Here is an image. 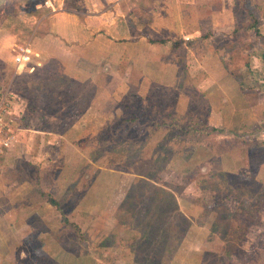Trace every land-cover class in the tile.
I'll list each match as a JSON object with an SVG mask.
<instances>
[{"label":"rangeland","instance_id":"1","mask_svg":"<svg viewBox=\"0 0 264 264\" xmlns=\"http://www.w3.org/2000/svg\"><path fill=\"white\" fill-rule=\"evenodd\" d=\"M11 1L0 7V25L7 32L24 27L19 42H26L35 11L22 6L23 0ZM47 24L37 29L38 35ZM236 31H240L238 38L232 36L233 28L220 30L223 38L214 39L218 47L200 63L192 55L185 57L192 74L187 78L201 82H197L201 96L175 83L169 88L133 87L123 95L124 80L114 88L113 80L105 79L101 88L93 83L67 102L56 103L54 98L65 97L61 78L46 74L30 78L25 71L15 76L16 65L0 63V93L8 91L13 97V90L19 89L31 99L42 98L36 104L23 103L22 114L25 107L59 112L61 119L46 126L68 134L63 143L61 137L49 136L56 145L48 150L40 137L29 139L26 133L28 153L19 160L8 159L9 165L0 160V217L10 224L15 240L22 238L23 217L32 212L24 198L38 207L34 208L37 232L28 234L18 247L9 245V231L3 236L7 241L0 240V264H148L151 257L154 264H246L255 251H264V23L258 28L245 24ZM205 65L211 70H204ZM187 70H181V80ZM32 82L36 95L25 89ZM140 101L167 124L150 138L155 148L152 161L148 153L143 155L154 174L148 181L171 190L173 196L150 216L144 205L133 209L138 212L135 219L122 214L129 222L121 224L114 215L110 221L109 212L126 190L122 184L129 185L132 176L134 181L145 176L146 167L133 170L141 148L135 139L118 142L117 131L144 130L137 122L123 123V118L137 112ZM194 101L196 108H191ZM15 108L14 102L8 116L16 135L12 146L19 128H29L19 121ZM198 123L206 125L194 132ZM211 174L213 179L206 180ZM16 208L20 211L15 216ZM245 210L252 212V218L243 215ZM144 231L152 234L142 245ZM163 244L168 245L164 256ZM22 250L26 254L20 260Z\"/></svg>","mask_w":264,"mask_h":264},{"label":"crops","instance_id":"2","mask_svg":"<svg viewBox=\"0 0 264 264\" xmlns=\"http://www.w3.org/2000/svg\"><path fill=\"white\" fill-rule=\"evenodd\" d=\"M7 2L12 1L0 0V7ZM22 6L31 8L28 11H36L31 13L34 19L30 22L31 34L27 41H30L33 49L40 53L43 61L42 66L33 74L27 71L25 73H29L30 78L40 77L42 74L61 78L65 97L54 98L53 101L56 103L67 102V98L87 85L94 83L93 86L101 88L105 79L113 80L114 88H120L124 80L127 87L123 95L125 92L129 93L130 88H142L144 85L150 88L154 86L169 88L175 83L178 87L181 70H187L185 64L187 56H194L193 61L198 63L204 59V56L208 58L215 46L218 47L214 39L223 38L220 36L222 34L220 30L228 31L233 28L232 36L236 34L238 38L240 37V31H236L238 27L252 24L258 28L264 23V0H23ZM37 12L40 13V17L35 15ZM45 22L48 23L47 29L45 28V31L38 35L37 29ZM23 29L25 28L17 27L16 31L7 32L0 25L2 65L5 63L9 67L15 66L11 48L20 40ZM51 39L55 43H52ZM203 69L211 70L208 65L203 66ZM21 72L24 73L15 70L14 75H21ZM189 74L192 76L187 70L186 76ZM183 81L204 95L198 87L201 83L199 80L186 77ZM33 83L27 84L25 89L30 94L36 95L33 91ZM20 92L19 89L13 90V105L15 102V113L19 116V121L29 128L24 131L19 128L15 145L0 154V160L3 159L5 165H9L8 159L14 161L22 159L23 153H28L30 150L26 133L30 135L29 139L34 135L40 137L43 147H47L45 149L48 150L56 145V140H50L49 136L51 139L52 136L61 137L62 143L64 136H68L66 131L58 133L50 129L49 125L46 126L47 122L61 119L59 112L54 115L38 109L28 111L25 107L22 114L23 103L36 104L35 102H41L42 98L31 99ZM115 92L116 90L113 89L110 94L113 95ZM61 110H64L63 107L58 111ZM94 110L98 115L101 113L97 108ZM24 156L29 155L24 154ZM221 160L222 158L220 162ZM128 177L125 175L123 178ZM130 178L129 185L123 181L125 183L122 185L125 184L127 187L117 200L114 213L109 212L110 221L114 220L115 212L134 182V177ZM20 196L24 198L26 195ZM24 199L26 200L24 203L32 212L24 216V221L21 222L22 238L15 240L10 224L5 217H0V240L6 242L7 238L3 236L7 237L9 231L11 240L9 245L13 247L20 246L21 241L28 234L37 232L38 212L34 208L38 207L30 202L29 197L26 196ZM19 211L16 208L15 216ZM34 215L35 220L32 217ZM7 225L9 230L6 229ZM22 253L24 254L18 256L20 260L26 254L24 250Z\"/></svg>","mask_w":264,"mask_h":264},{"label":"trees","instance_id":"3","mask_svg":"<svg viewBox=\"0 0 264 264\" xmlns=\"http://www.w3.org/2000/svg\"><path fill=\"white\" fill-rule=\"evenodd\" d=\"M34 13H36V11ZM37 14H39V12H37ZM186 77L187 76L184 75V79ZM179 83H180L178 85L179 87H181V88L185 87V89L190 88L194 92V95L201 96L200 92H198L196 88L189 85L188 83H185L183 81V79ZM156 93H158V90ZM196 103H197L196 101L192 102V105H194L195 107L191 106V108H196ZM189 105H191V104H189ZM136 108H137V112L135 114H132L131 118H129V119L123 118V123L128 126V125H131V124H134L135 122H137V124L144 126V130L142 132H138L134 128H130L131 130H129V131H126L124 129L119 130V131H117V138H118V142H121V143H125V142L129 143L130 141H132V139H135V142L138 146H140L141 151H140V154L138 155V160L136 162H133L132 168L135 171L138 168L140 170L141 169L143 170L146 167V171H145V173L143 172L145 176H143V175L138 176L135 179L130 190L128 191L127 195L125 196V199L123 200L122 204L120 205L118 211L115 214V218H117L121 224H126L129 222L126 220L127 218L122 217V214L127 212L128 214L131 215L132 219H135L134 217L138 216V214H137L138 212L136 210H133V209H137V207L144 205L145 206L144 211L146 212V215L150 216L155 211H157L159 208H161L168 201V199L173 196L171 190L156 186L155 184H152L151 182L148 181L149 178L154 176V174H151L150 170H148V167L145 163L146 160L143 157V155H147V153H148V159H150L152 161L153 154L155 152V148L153 147L152 143L150 142V138L152 137L153 133H156L159 129H162L161 127L167 128V124L165 122H161L158 119L160 117L153 115L151 109L148 106L143 105L141 101L137 103ZM205 125L206 124H199L198 123L197 127L193 129L194 132H199L200 130H202L200 127H204ZM175 126H176V123H174L173 127H175ZM127 128H129V127H127ZM170 129L171 128H169V131H170ZM232 134H234V133H232ZM216 164L218 166H221L220 161ZM213 177H214V174L213 175L211 174V175L207 176V178H205V179L206 180H209V179L212 180ZM137 187H139V188L135 189ZM202 187H203V185H202ZM205 188H206V186H205ZM203 189H204V187H203ZM230 194H233V192L231 191ZM42 201L43 200H40V201L36 202V204L42 203ZM51 203L54 206L58 207L60 210H62V206L59 204V202L52 200ZM175 209L177 212L178 211L180 212L178 206H176ZM242 213H243V215L244 214L247 215V217H249V218H252V216H253L251 211L245 210V211H242ZM65 214L66 213L63 212L64 216H65ZM207 216H209L208 210L206 213V217ZM144 232H145L144 238L142 239V242H140V243H142V245H143V243H145V241L148 240V238L152 234L149 231H144ZM162 252H163V256L165 253L168 252V245L167 244L162 245L161 255H162ZM263 258H264V251H262V250L255 251L253 254H251V256L249 257L246 264H264ZM160 259H161V257H160ZM162 259L166 263V260L164 259V257H162ZM147 261H148L147 262L148 264H154V262H155L153 257L149 258Z\"/></svg>","mask_w":264,"mask_h":264},{"label":"built area","instance_id":"4","mask_svg":"<svg viewBox=\"0 0 264 264\" xmlns=\"http://www.w3.org/2000/svg\"><path fill=\"white\" fill-rule=\"evenodd\" d=\"M13 63L18 71L35 72L42 66L41 55L36 52L30 41L15 42L11 48ZM13 106L11 94L8 91L0 93V153L12 147L15 141V131L8 122V116Z\"/></svg>","mask_w":264,"mask_h":264}]
</instances>
